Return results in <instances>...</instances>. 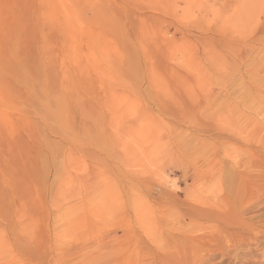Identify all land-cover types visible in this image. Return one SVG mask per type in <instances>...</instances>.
<instances>
[{
	"label": "rangeland",
	"instance_id": "1",
	"mask_svg": "<svg viewBox=\"0 0 264 264\" xmlns=\"http://www.w3.org/2000/svg\"><path fill=\"white\" fill-rule=\"evenodd\" d=\"M0 264H264V0H0Z\"/></svg>",
	"mask_w": 264,
	"mask_h": 264
},
{
	"label": "bare ground",
	"instance_id": "2",
	"mask_svg": "<svg viewBox=\"0 0 264 264\" xmlns=\"http://www.w3.org/2000/svg\"><path fill=\"white\" fill-rule=\"evenodd\" d=\"M204 212H205V210H204ZM205 214V213H204ZM182 232V231H181ZM186 236V235H185Z\"/></svg>",
	"mask_w": 264,
	"mask_h": 264
}]
</instances>
